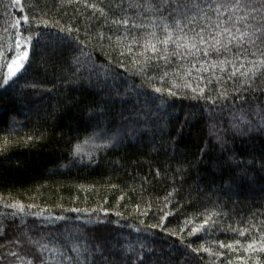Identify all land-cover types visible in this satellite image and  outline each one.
<instances>
[{
	"label": "trees",
	"instance_id": "1",
	"mask_svg": "<svg viewBox=\"0 0 264 264\" xmlns=\"http://www.w3.org/2000/svg\"><path fill=\"white\" fill-rule=\"evenodd\" d=\"M120 2L21 0L22 9L12 0H0V77L16 52L17 35L21 41L32 36L25 67L0 87V244L5 245L0 247V264H28L38 255L45 264H74L64 256H76L72 247L77 242L83 247L115 246L111 255L105 251L111 264L135 260L137 253L146 255L144 264H264V252L244 251L264 231V130L254 117L256 111L264 115V74L255 78V90L237 94L233 81L227 80L230 66L223 73L217 68L231 94L215 102L190 89L172 96L156 93L122 45L127 44L124 36L152 31L162 38V26H150L160 24L155 19L159 13L129 8L128 15L144 27L115 25L112 19L123 13L113 5ZM25 15L29 23L23 21ZM196 25L199 30L203 22ZM117 36L122 37L119 43ZM131 46L140 51V45ZM81 49L91 58L83 67L74 60L88 59ZM188 60L172 57L163 70L180 69L183 75ZM104 71L111 73L106 82ZM211 71L193 70L183 79L208 77ZM240 79L237 74L235 87H241ZM218 87L213 83L206 94L215 96ZM136 111L144 122L133 135L129 124ZM241 115L255 127H234ZM77 145L80 150L74 155ZM209 215L206 230L189 235ZM232 229L247 231L241 236ZM17 239L18 245L6 244ZM237 239L241 245L220 247V242ZM129 244L132 251L125 252ZM8 251L23 260L6 257ZM96 264H102L99 257Z\"/></svg>",
	"mask_w": 264,
	"mask_h": 264
},
{
	"label": "snow or ice",
	"instance_id": "2",
	"mask_svg": "<svg viewBox=\"0 0 264 264\" xmlns=\"http://www.w3.org/2000/svg\"><path fill=\"white\" fill-rule=\"evenodd\" d=\"M14 6H19L23 9L24 5L21 3V0H12ZM87 4V0H85ZM127 4V7H124V4ZM203 5V7H202ZM88 7L96 8V4H88ZM114 8L120 10L123 13L121 18L112 19L111 23L115 25H131L134 28H143V24H137L135 19L131 18L128 15L129 8H144L146 11H152L159 13L155 17L160 24L150 25L153 28L162 26L163 28V37L157 35L156 31L142 33L139 36L131 35L124 36L123 39L127 41V44L122 45L126 49V52L129 55H133L132 64L137 68V72L145 80H147L156 93H163L167 91L168 95H177L178 90L180 89H190L193 94H199L201 97L215 102L220 98H228L231 94L229 89L225 87L222 77L216 75V69L218 68L220 72H224L226 67L231 68V71L227 74V80L233 81V89L235 93L239 94L241 91L255 90L253 85L255 83V78L258 74H264V0H201L200 3H197V0H156L154 3L153 0H144L141 4L139 0L136 2H131V0H121L120 3L113 5ZM207 8L215 16L208 15L203 9ZM101 15L105 16L104 9H100ZM167 12V15L164 13ZM138 15V13H137ZM25 23L30 22L29 16L25 15L22 17ZM38 18L33 16L32 20H37ZM200 20L203 22V26L199 27L197 30L196 22ZM47 23V21H42ZM105 23H108L105 19ZM16 24L19 25L20 21L17 20ZM60 31H67L69 34L72 33L71 28H61ZM78 31V30H77ZM191 33V35H189ZM100 40H103L104 34L102 32L97 34ZM90 39H95L89 35ZM111 41V37H108ZM122 37L117 36L116 41L119 43ZM32 42V36L29 35L23 41L20 40V36L17 35V43L15 45L16 52L11 56V59L7 62V73L0 77L3 80V84H0V87H3L9 84L12 81L13 77H16L17 74L25 67V62L29 60L30 56V46ZM27 45V47L21 48V44ZM80 43L86 44V41H80ZM131 45H140V51L134 52V49ZM255 49V51H252ZM0 55H3L0 52ZM121 55H124L122 52ZM215 55L216 59L212 60L211 57ZM81 56L87 57L86 61H81L79 57H74L75 62L81 67L85 66L86 63H91V58L89 53L84 52L81 49ZM175 57L178 60L184 61L188 60L189 57L194 59L188 60L189 68L179 75L180 69H174L172 72L163 70V65H169L171 58ZM255 57V59H251ZM247 61V64L243 63ZM162 62V63H161ZM197 64L200 67H197ZM207 65V66H206ZM120 67H125L124 64H120ZM183 68V64L180 65ZM153 68H157L160 71H152ZM211 75L205 77L203 75H198V78L195 80H186L183 79V76H192L193 70L197 74L200 72H209ZM243 69V71H241ZM152 71V74L148 73ZM239 74L240 79L239 83L241 87H235L236 77ZM106 82L107 79L111 76V73L104 71L103 73ZM99 79V74L97 75ZM169 81L171 85L165 88L163 85L168 84ZM155 82H160L161 86H157ZM215 83L217 84L218 90L216 95H207L206 89L210 90V86ZM201 84L203 86H201ZM247 84L248 87L244 88L243 85ZM117 95H120L117 93ZM139 95V93H137ZM237 99L243 101L244 97L242 95H237ZM148 101H145V108H148ZM90 111H95V109L90 108ZM145 116L148 115V112L144 113ZM136 119L132 120L129 124L131 133L134 135L136 127L138 124H142L144 121L141 119L140 112H135ZM261 123V130H264V115L259 111L254 113ZM122 119L128 120V117H123ZM241 124L245 125L249 129L255 127L253 120L247 119L246 116L241 115L240 123L234 125L236 128H240ZM215 128V125H213ZM219 138V136H218ZM28 139H32L29 137ZM112 140H115L116 143H119L117 137H112ZM111 142V141H110ZM79 146H76L74 155L79 152ZM264 166V165H262ZM159 174V173H158ZM172 193H169L171 196ZM123 198V197H121ZM167 199V197H166ZM15 207V205H13ZM20 211H24L23 206H20ZM119 215V213H117ZM167 213H165V216ZM191 221H186L185 227L190 224ZM211 223V215L207 219L197 226L193 227L189 235L195 234L200 231H205V225ZM159 225H153L152 227H157ZM233 231H239L241 236H244L247 229L237 230L232 229ZM184 229L181 228L180 232H183ZM175 234V232L173 233ZM77 241L79 237L76 238ZM20 240L7 241L6 244L11 246L13 244H20ZM233 244L241 245L239 239L225 244L220 242L221 248L233 247ZM258 246V248H257ZM0 247H5L4 244H0ZM44 246H41V249ZM115 246H113L114 249ZM189 248L192 247L191 244L188 245ZM113 249L106 248V245L103 243H97L90 247H83L78 242L74 243L72 251L76 253V256L68 257L64 256L65 260H73L74 264H96V259L102 261V264H111L109 260V255L112 254ZM260 251L264 252V231H261L259 239H253L249 242L244 251ZM105 251L109 255H105ZM125 252L132 251V245L129 244L127 248L124 249ZM144 251L143 243L141 242V252ZM147 251H152L148 249ZM194 251H200V249H194ZM204 251H210L208 248H204ZM222 255V253H221ZM11 256L15 261H22L23 257L15 251L6 252V257ZM83 257V260H81ZM146 255L137 253L135 260H132L130 257L126 258L121 264H136L139 261V264H144ZM237 259H242V257H237ZM28 264H45V261L42 255L35 257V260L29 259ZM185 264H188L186 261ZM244 264H247V261H244Z\"/></svg>",
	"mask_w": 264,
	"mask_h": 264
}]
</instances>
